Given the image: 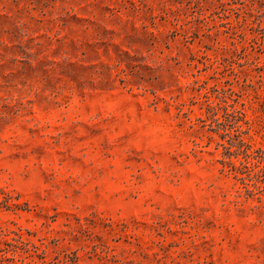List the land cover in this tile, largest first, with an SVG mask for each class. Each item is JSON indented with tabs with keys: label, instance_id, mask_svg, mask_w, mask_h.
Masks as SVG:
<instances>
[{
	"label": "rangeland",
	"instance_id": "374dc122",
	"mask_svg": "<svg viewBox=\"0 0 264 264\" xmlns=\"http://www.w3.org/2000/svg\"><path fill=\"white\" fill-rule=\"evenodd\" d=\"M0 264H264V0H0Z\"/></svg>",
	"mask_w": 264,
	"mask_h": 264
}]
</instances>
